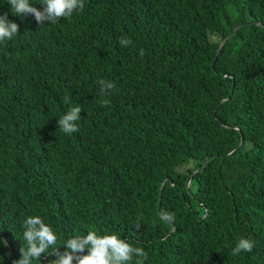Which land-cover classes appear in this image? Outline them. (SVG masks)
<instances>
[{
    "label": "trees",
    "instance_id": "trees-1",
    "mask_svg": "<svg viewBox=\"0 0 264 264\" xmlns=\"http://www.w3.org/2000/svg\"><path fill=\"white\" fill-rule=\"evenodd\" d=\"M4 13L20 32L0 43V264L29 216L61 252L94 231L144 264H264V0H84L43 26ZM75 106L79 131L60 132ZM240 238L254 248L233 256Z\"/></svg>",
    "mask_w": 264,
    "mask_h": 264
},
{
    "label": "clouds",
    "instance_id": "clouds-1",
    "mask_svg": "<svg viewBox=\"0 0 264 264\" xmlns=\"http://www.w3.org/2000/svg\"><path fill=\"white\" fill-rule=\"evenodd\" d=\"M8 4L14 16L23 19L33 16L41 26L46 22L56 24L61 19L70 18L75 12H82L84 9V0H41L43 10L34 7L30 0H8ZM19 32V24L10 21L8 13L0 15V43L12 40ZM119 43L126 47L131 41L121 38ZM140 55H144L143 49L140 50ZM98 84L104 95H108L116 87L113 82L103 79L99 80ZM103 103L107 105V101ZM81 111L79 106L71 107L59 118L58 130L69 135L78 132L79 126L76 122L80 120ZM160 217L167 222L174 220V215L163 210ZM22 227L26 243L20 248L21 258L13 261V264H33V261H41V257L45 255L56 256L51 264H132L134 257L135 264H144L148 259V254L143 248L133 247L132 243L126 242L116 234L100 236L94 231H89L86 235L71 236L63 244L66 250L61 252V247H56L58 239L56 233L40 216L27 217ZM134 227L139 229L140 224L136 223ZM253 248V241L240 238L231 254L236 256L242 252L250 253Z\"/></svg>",
    "mask_w": 264,
    "mask_h": 264
},
{
    "label": "water",
    "instance_id": "water-1",
    "mask_svg": "<svg viewBox=\"0 0 264 264\" xmlns=\"http://www.w3.org/2000/svg\"><path fill=\"white\" fill-rule=\"evenodd\" d=\"M239 27V25L238 26H235L232 30H230L229 32H228V34H227V36L222 40V43H224L225 42V40L228 38V36H230L237 28ZM218 52H219V47H218V49H217V52H216V56H217V54H218ZM215 56V57H216ZM215 59V58H214ZM221 102V101H220ZM219 102V103H220ZM218 103V104H219ZM241 141H242V137H241ZM241 141L238 143V146H236V148H235V150L241 145Z\"/></svg>",
    "mask_w": 264,
    "mask_h": 264
}]
</instances>
